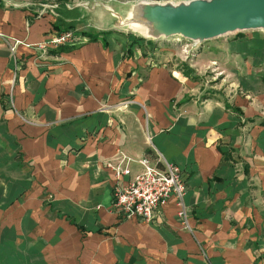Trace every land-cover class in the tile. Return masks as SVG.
<instances>
[{"label": "crops", "instance_id": "1", "mask_svg": "<svg viewBox=\"0 0 264 264\" xmlns=\"http://www.w3.org/2000/svg\"><path fill=\"white\" fill-rule=\"evenodd\" d=\"M133 2L0 0V32L85 40L21 44L18 72L0 40V264H264V72L201 93L122 28L168 32ZM150 139L181 168L188 224L174 199L151 222L112 209L108 164L131 158L132 179Z\"/></svg>", "mask_w": 264, "mask_h": 264}, {"label": "rangeland", "instance_id": "2", "mask_svg": "<svg viewBox=\"0 0 264 264\" xmlns=\"http://www.w3.org/2000/svg\"><path fill=\"white\" fill-rule=\"evenodd\" d=\"M132 4L141 6L144 3H204L212 0H133ZM122 26L135 37L152 41L153 48H145L147 54L160 64H167L170 69H179L185 76L196 82L201 93L207 95L219 92L231 98L236 92L241 94L238 78L247 71L264 72V27L234 31L218 38L204 39L196 43L193 39L181 34H172L158 38H149L129 28L128 22ZM238 33H244L241 41ZM145 35V36H144ZM244 40V41H243ZM145 41V42H144ZM233 41L234 43H230ZM242 42L245 45L242 48ZM246 58V59H245ZM262 63V64H260ZM193 76V78L191 77Z\"/></svg>", "mask_w": 264, "mask_h": 264}, {"label": "built area", "instance_id": "3", "mask_svg": "<svg viewBox=\"0 0 264 264\" xmlns=\"http://www.w3.org/2000/svg\"><path fill=\"white\" fill-rule=\"evenodd\" d=\"M0 40L9 47L17 72L22 67V62L17 56V49L21 44L46 53L50 48L78 46L85 41L84 37H79L73 30L63 32L49 41L37 44H26L22 40L3 32H0ZM150 144L152 145V152L139 160L142 171H139L130 180H124V177L131 173V169L128 166H123V163L124 161H131V158L123 155L119 164H108L115 170L117 179L113 186L112 209L124 218L137 217L143 221L151 222L155 219L159 208L170 199H174L178 207V214L183 218L184 223L188 224V208L185 202L187 185L183 179L181 168L168 160L152 144L151 139Z\"/></svg>", "mask_w": 264, "mask_h": 264}, {"label": "water", "instance_id": "4", "mask_svg": "<svg viewBox=\"0 0 264 264\" xmlns=\"http://www.w3.org/2000/svg\"><path fill=\"white\" fill-rule=\"evenodd\" d=\"M138 19L168 32L163 36L181 34L201 43L229 32L264 27V0H212L200 3H146ZM145 5V4H143ZM145 9L147 11H145ZM146 21V22H145ZM149 21V22H148ZM161 37L157 35L156 38Z\"/></svg>", "mask_w": 264, "mask_h": 264}, {"label": "bare ground", "instance_id": "5", "mask_svg": "<svg viewBox=\"0 0 264 264\" xmlns=\"http://www.w3.org/2000/svg\"><path fill=\"white\" fill-rule=\"evenodd\" d=\"M153 5V4H151ZM143 33L147 36V37H156L158 32L155 31V32H151L150 30H143ZM159 35V34H158Z\"/></svg>", "mask_w": 264, "mask_h": 264}, {"label": "trees", "instance_id": "6", "mask_svg": "<svg viewBox=\"0 0 264 264\" xmlns=\"http://www.w3.org/2000/svg\"><path fill=\"white\" fill-rule=\"evenodd\" d=\"M71 28H72V26H69V29H67V30H71ZM238 35H239V36H243V35H241V33H239ZM191 77L193 78L192 75H191Z\"/></svg>", "mask_w": 264, "mask_h": 264}]
</instances>
